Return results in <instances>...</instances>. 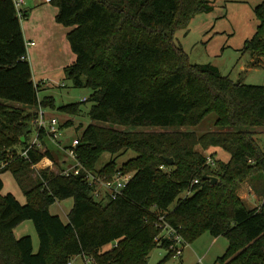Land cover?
<instances>
[{
	"label": "trees",
	"instance_id": "16d2710c",
	"mask_svg": "<svg viewBox=\"0 0 264 264\" xmlns=\"http://www.w3.org/2000/svg\"><path fill=\"white\" fill-rule=\"evenodd\" d=\"M50 3L58 8L56 22L73 28L67 39L76 61L65 73L75 86L93 91L84 102L92 103L89 116L95 123L78 138L79 162L103 180L118 173L131 178L122 195L104 200L95 198L97 186L84 170L64 175L42 169L35 184L26 185L33 167L52 154L35 147L23 157L15 148L28 147L31 130L26 127L40 108H54V102L38 97L22 27L26 12L21 18L13 0H0V174L11 170L27 198L21 204L12 194L1 195L0 175V264H69L78 256L99 264H148L158 246L169 250L168 259L174 256L171 242L156 241L158 215H165L188 243L204 232L226 237L229 247L218 259L221 264H264V201L249 208L237 194L252 176L264 177V149L250 130L264 127V86L235 82L211 64H192L175 40L176 31L196 13L213 10L209 0ZM254 12L260 24L244 49L257 64L264 57V1ZM84 102L60 110L79 115ZM211 114L217 115L215 131L198 135L179 128L198 126ZM70 125L72 120L62 127ZM116 126L177 129L126 131ZM197 146L203 151L220 148L231 159L217 160L213 169ZM129 150L136 156L119 166L116 157ZM104 152L112 160L97 169ZM204 175L217 177V183ZM196 179L199 183L193 185ZM189 190L192 194L183 197ZM69 198L74 205L65 223L50 207ZM26 220L36 228L37 253L31 236L14 235ZM107 245L112 247L103 251Z\"/></svg>",
	"mask_w": 264,
	"mask_h": 264
},
{
	"label": "rangeland",
	"instance_id": "374dc122",
	"mask_svg": "<svg viewBox=\"0 0 264 264\" xmlns=\"http://www.w3.org/2000/svg\"><path fill=\"white\" fill-rule=\"evenodd\" d=\"M26 1L33 2L32 7L24 11L26 17L22 24L26 27L30 40L35 41V46L30 47L29 62L34 71V81L39 85L38 97L40 100L47 97L53 99L54 108H43L45 117L48 121L53 118L58 119L61 129L59 141L62 143V147L54 144L49 137H46L39 149L43 153L48 150L51 152L56 167L53 166L49 169H55L52 171L58 173L63 171L62 168L69 169L75 164V161L64 148L69 147L74 138H79L88 125L95 123L89 116L92 103L84 102L93 91L87 87L75 86L65 73V68L76 61V54L72 51L66 36L73 28L56 22L55 16L58 9L46 0ZM263 1L209 0L213 10L209 13H196L184 27L178 29L175 34L176 43L188 54L192 64H211L217 67L223 76H228L235 82L264 86V57L260 58L257 64H254L257 58L251 51L244 49L245 42L254 36L260 24L254 9ZM22 9L24 10V6ZM31 9L34 10L33 14H31ZM29 19L30 21H28ZM81 102L84 103L81 104L82 112L79 115H72L60 110L62 106ZM7 103L18 105L17 103ZM69 120H73V124L69 127H62ZM216 120L217 115L211 114L198 126L179 128L183 131L190 130L198 135H203L217 129ZM116 127L126 131H171L177 129L176 127ZM26 129H32L29 134V138L32 140L37 130L36 126L30 125ZM250 130L256 133V139L264 149V127H254ZM16 148L22 147L16 146ZM17 149L16 151H18ZM197 150L207 157L211 156L215 161L229 162L231 159V154L220 148L212 147L203 151L200 146H197ZM135 156L136 153L129 150L117 156L116 159L118 165L121 166L122 163ZM111 160L112 155L109 152H104L97 163V169L103 168ZM46 163L49 161L44 160L40 167L43 168ZM212 168L216 169L217 164ZM33 169L29 181H26L27 186H33L39 174L38 168L34 166ZM0 175L4 183L1 195L12 194L21 204H26L27 198L23 188L12 171H4ZM187 192L182 196H187ZM237 192L249 208L261 207L264 201V177L261 174L252 176L249 180L241 183ZM178 199L172 204L170 210L176 207ZM73 205V198L58 200L51 205L50 212L53 215H59L67 223ZM14 235L17 239L31 236L34 252H38L39 237L32 220H26L19 224L14 229ZM183 239L187 242L184 237ZM111 247L112 245H107L102 250L105 251ZM228 247L229 240L226 237L214 238L209 232H204L193 242L186 243L182 257L171 254L168 259H165L169 250L158 246L150 254L148 264H199L200 260L202 264H221L218 259L226 253ZM87 259V261L82 260V258L76 259L75 264H99L89 257Z\"/></svg>",
	"mask_w": 264,
	"mask_h": 264
},
{
	"label": "built area",
	"instance_id": "2783aa9c",
	"mask_svg": "<svg viewBox=\"0 0 264 264\" xmlns=\"http://www.w3.org/2000/svg\"><path fill=\"white\" fill-rule=\"evenodd\" d=\"M18 16L23 17L24 10L22 9L24 5V0H13ZM47 2H51V0H46ZM34 42H27L26 47L28 49L29 46H33ZM38 85V84H37ZM86 100V99H85ZM31 125L36 126L37 130L35 132V137L29 142V145L26 149L22 150L20 154L23 157H28V153L31 149L35 147L41 146V139H40V133L44 132L47 137L53 142L54 144H57L58 146L62 147V143L59 141L61 137V129L58 119L53 118L50 121H48L45 117V111L43 108H40L38 111V117L36 120H34ZM42 134V133H41ZM79 144V139H74L69 147H65V151L68 153V155L75 161V164L70 167L69 169H64L61 173L64 175H70V174H79L81 170H84L86 173V179L90 181L91 184L96 185V189L94 191V196L98 200H104V199H117L120 195L123 194V190L127 186L131 175H122L121 173H118L112 180H103L96 176L94 173L87 171L83 168L81 163L79 162L78 154H77V147ZM207 164L209 166H215L217 163L216 161L211 157L208 156L207 158ZM6 164H3V167ZM163 168V167H161ZM199 183V180H195L193 182V185ZM188 195L192 194V191L189 190ZM156 227H158L161 230V235L156 238V241L159 244L163 243V240H169L171 242L169 249L174 253L175 256L182 257L184 247L187 242L183 239V237L179 234L178 230L173 227L170 223L167 222L165 219V215H158L156 219ZM69 264H72L70 262ZM199 264H202L201 260Z\"/></svg>",
	"mask_w": 264,
	"mask_h": 264
},
{
	"label": "crops",
	"instance_id": "0c3cea01",
	"mask_svg": "<svg viewBox=\"0 0 264 264\" xmlns=\"http://www.w3.org/2000/svg\"><path fill=\"white\" fill-rule=\"evenodd\" d=\"M33 2H31V1H26V0H24V11H27L30 7H32V4ZM35 6V5H34ZM56 8V7H55ZM58 9V8H57ZM32 11H31V14H33V9H31ZM57 15V14H56ZM56 17V16H55ZM28 21H30V19L28 20ZM22 27H23V33H24V38H25V41H26V43L27 42H34L35 43V41L34 40H30V38H29V36H28V32H27V29H26V27L22 24ZM68 34V33H67ZM67 34H66V36H67ZM34 46H35V44H34ZM30 47L31 46H29L28 47V58L30 59ZM76 59V58H75ZM32 73H33V80H34V71H33V68H32ZM35 82V81H34ZM31 110V109H30ZM69 121H71V120H69ZM72 124H73V120H72ZM31 131H32V129H31ZM35 137V135H33V138ZM47 136L45 135V137L44 138H46ZM32 138V139H33ZM75 139V138H74ZM73 139V140H74ZM31 140H30V138H29V142H30ZM42 142H45V139H43V140H41V146H42ZM17 149V148H16ZM15 149V150H16ZM18 150V152H21L23 149L22 148H18L17 149ZM49 151V150H48ZM50 152V151H49ZM51 153V152H50ZM44 160H47V161H49V163H46V165H44V167L42 168V167H40V165H41V163H43V161ZM51 165V166H50ZM65 165V164H64ZM39 166V167H38ZM53 166H55L56 167V162H55V160H54V156L52 155V157L50 158V157H46V158H44L38 165H36L35 166V168H38L39 170H41V169H45V168H53ZM73 166V165H72ZM71 166V167H72ZM51 170H55V169H51ZM62 170H64V168H62ZM79 258H82V260H88L87 259V257H84V256H78V257H75L73 260H72V264H75V262H76V259L78 260Z\"/></svg>",
	"mask_w": 264,
	"mask_h": 264
},
{
	"label": "water",
	"instance_id": "95a60500",
	"mask_svg": "<svg viewBox=\"0 0 264 264\" xmlns=\"http://www.w3.org/2000/svg\"><path fill=\"white\" fill-rule=\"evenodd\" d=\"M22 140L24 141L25 138L23 137ZM167 162H168L170 165H172L173 162H174V160H173L172 158H168V159H167ZM204 180H210V181H212V184L214 185V184L217 183V180H218V179H217L216 177H212V176H209V175H204Z\"/></svg>",
	"mask_w": 264,
	"mask_h": 264
}]
</instances>
